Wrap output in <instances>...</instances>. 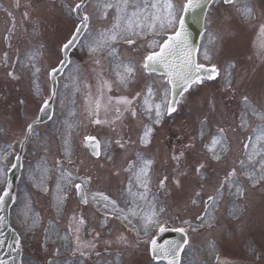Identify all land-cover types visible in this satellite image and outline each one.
Segmentation results:
<instances>
[{"label":"snow or ice","instance_id":"obj_1","mask_svg":"<svg viewBox=\"0 0 264 264\" xmlns=\"http://www.w3.org/2000/svg\"><path fill=\"white\" fill-rule=\"evenodd\" d=\"M89 3L90 0H76L73 4L61 0L60 11L69 18L75 14V18L69 36L52 54L55 59L46 71L51 84L47 96L38 84L44 44L33 45L23 56L17 55L13 70L7 72L13 80L22 78L17 71L28 74L38 115L26 123L19 139L0 148V249L8 247L10 251L5 255L10 257L11 264H28L23 256L25 240L43 226L46 253L49 243L52 245L45 264H116L110 259L113 245L139 247L141 244L150 253L149 264L161 259L167 264H190L182 258V253L187 255L189 231L212 230L217 222L216 212L225 201L230 205L228 215L239 219L244 209L237 201L246 199V185L264 187V93L257 96L255 102L249 95H243L240 122L235 127L217 123L213 131L215 97H200L196 90L220 76L218 65L211 63L219 49L212 38L208 41L211 47H196L187 29L186 17L192 13L193 21L200 23L203 16L211 24L209 14L203 13V9L219 5L228 6L223 13L222 31H228L227 22L235 20L258 27L260 34L264 35V22L258 20L251 0H95L91 13L87 11ZM259 7L264 13V0H259ZM97 24L100 27H96ZM35 35H38L37 31H34ZM9 40L10 36H5V41ZM122 47L133 55L126 58L121 53ZM70 49L83 51L88 56L95 85L89 79L81 80L83 69L69 59ZM201 57L208 63H202ZM3 61L7 67V52L3 54ZM69 66V71L75 70L76 73L69 77L74 95L85 94L84 118L88 124L106 127L111 133H106L103 139L87 134L80 141L81 149L93 159L95 170L82 169L80 164L83 161L77 164L73 133L78 127L80 114L75 109H68L64 118L58 120L53 109V103L61 96L57 90L58 77ZM235 67V63L229 62L225 69L224 92L233 95L232 69ZM68 87L65 83L64 88ZM113 89L120 94L109 95ZM71 103L74 105L75 100ZM60 104V111L64 113L65 99L62 98ZM185 106L197 117L194 124L198 126L194 134L185 133L187 142L172 150L167 157L175 174L171 183L176 189L184 188L180 177L189 180V185L195 183L199 190L193 189L190 204L198 206L203 203L204 207L195 215L194 221L182 219L183 226L171 229L182 235L181 241L162 246L155 234L169 230L166 220H162L170 195L169 176L159 178L156 192H153L156 157L151 146L167 118ZM45 118L56 125L53 137L59 139V144L55 154L38 132V125L43 124ZM252 119L259 121L255 127H252ZM230 130L245 136L241 141L240 155L232 159L229 158L232 152ZM34 138L40 142L44 154L30 166L28 180L39 193L49 196L53 215L46 224L30 196L18 201L13 195L14 181L9 176L12 170L24 167L16 145L24 150ZM197 143L201 145L199 150ZM193 153L196 163L191 166L192 179H189L188 172L181 171V166ZM121 159L122 164L118 163ZM214 165L220 166L223 175L221 177L218 171L213 183L208 169L216 171ZM105 169L107 179L119 178L121 174L125 176L115 196L97 187L105 179L101 175ZM207 186L212 191L204 199ZM73 198L75 207L69 208L68 202ZM13 213L23 234L12 227ZM97 217L100 230L94 226ZM113 223H118L123 231L112 239H103L104 229L112 237L114 230L109 225ZM5 227L14 233L13 243H7L3 232ZM129 233L135 236L134 242L129 241ZM208 247L214 250L215 241H209ZM252 251L255 254V250ZM12 252L16 255L12 256ZM0 264L10 262L0 257Z\"/></svg>","mask_w":264,"mask_h":264},{"label":"rangeland","instance_id":"obj_2","mask_svg":"<svg viewBox=\"0 0 264 264\" xmlns=\"http://www.w3.org/2000/svg\"><path fill=\"white\" fill-rule=\"evenodd\" d=\"M4 1V0H2ZM26 5H29V22L35 24V28L40 29V35H38L33 45L44 44V51H49L48 54H44L40 66L42 68L39 74L38 84L42 89L45 96L50 91L49 79L46 75V71L49 70V65L53 62L55 57L52 55L58 51L59 45L69 36V31L73 27L72 18H69L66 13L60 11L61 0H22ZM65 3L73 4L76 0H64ZM95 0H90L87 11L91 13L93 11L92 5ZM253 5L257 4L259 7V0H251ZM16 5L12 3L10 6L0 5V26H11L12 23H18L20 21L18 16V9ZM219 5L212 7L209 13V19L212 20L211 24L206 27V32L201 42L202 45L211 47L208 44L210 38L213 39L216 47L219 49L218 53L214 54L211 63L217 64L220 69V76L214 81H207L206 86L196 90V95L200 97L208 96L209 98L215 97L216 112L213 116L212 130H215L217 123L235 127L239 122L241 114V97L243 95H249L250 99L255 102L257 96L264 93V48L260 51L253 47L252 43L260 46L261 42H264L260 36H263L259 32L258 27L249 26L246 24L237 23L235 20L229 21L228 31H222L221 28L224 24V16ZM218 9V10H217ZM227 9V8H226ZM260 13L261 9L259 7ZM259 21L264 22V15L258 14ZM216 18V20H215ZM53 27V28H52ZM96 27H100L99 24ZM52 29L55 33L52 34ZM62 30V32H61ZM27 31L32 34L29 40L33 41L34 31L31 25L28 26ZM219 39H215L216 37ZM52 37V38H51ZM52 39L54 43L51 44ZM261 41V42H260ZM1 45V43H0ZM23 50L20 52V56L30 49L32 42L24 43L20 42ZM263 50V51H262ZM121 53L127 58L132 56L125 47L121 48ZM12 49L10 51V57ZM2 53L0 52V60ZM12 59L8 60V67L0 69V148L8 144L14 143L19 139L27 122L36 118L37 101L32 96L33 85L29 80L27 73H20V80H13L7 76V72L13 70ZM202 63H208L203 61ZM229 62L235 63L236 67L232 69L234 92L225 93V69ZM82 69L81 80H91L89 65L91 61L84 53V61L76 62ZM71 69V67L69 68ZM66 70L65 74L61 78L58 92L61 96H58L55 100V115L58 120L63 119L67 114L68 109H75L80 114L79 123L76 131L73 133V144L76 147L77 164H80L82 169L93 168L94 161L89 158V155L81 149L80 141L84 135L94 134L98 138L103 139L105 134L111 135L109 129L99 128L88 124L84 118L83 104L84 94L83 92L75 93L73 82L69 78L75 76V70ZM69 85L68 89L64 88V84ZM83 85H81L82 87ZM111 95H119L120 93L113 89ZM65 99V112L61 113L60 100ZM75 100V104L71 103ZM23 101V103H21ZM33 105V106H32ZM36 109V110H35ZM207 112V108H205ZM197 117L185 106L182 110H179L171 119L167 118V122L162 126L161 130L156 134V139L151 146L152 153L156 157L155 171L153 174L152 190L156 192V185L159 178L164 175L169 176L168 191L170 195L167 198L166 208L167 212L162 217V220H166V224L175 227L183 226L182 219H191L194 221L195 215L202 212L203 203L198 206H192L190 204V197L193 195V189L199 190L195 183L189 185V180L180 177L184 188L176 189L171 183L173 176V165L167 160L168 155L172 150L180 147L183 143H186L188 136L185 133L194 134L195 128L198 126L194 124ZM259 123V121L252 119V127ZM56 125L52 122L46 126L38 127V132L41 137H44L50 148L52 154L57 152V146L59 139L53 137V131ZM251 129H249V132ZM45 133L48 135L45 136ZM78 133V134H77ZM229 137L232 142V152L229 158L232 159L239 156L242 150L241 141L245 139L244 135H241L239 131L232 133L229 131ZM135 138V137H134ZM201 148V145L197 143V150ZM16 151L19 152V145H16ZM23 157V170L21 178L17 185L16 197L18 201H23L27 197H31L32 203L35 209L42 215L45 224L52 217L53 213L49 206V196L39 193L32 182L28 180V171L30 166L36 164V161L44 154L39 141H35L29 144L25 149ZM51 161V157H49ZM100 162H103L101 160ZM123 163V159L118 160V163ZM196 163V157L193 153L186 158L185 164L181 166V171H187L189 179H192L191 166ZM216 171L213 168H209L208 172L211 174L214 183L217 178V172L220 166L214 165ZM101 175L105 177L103 182L97 184V187H103V190L110 191L113 196L116 195V189L120 185V182L124 180L123 177L107 179V169L101 172ZM219 175L222 177L223 172L219 171ZM51 187V185H49ZM248 188L246 199L237 201L244 211L239 219H233L228 215L229 203H225L216 212L217 222L216 226L212 230H200L198 232L189 231V245L187 246V255H184L183 259L190 261V264H203L212 260L214 256L219 255V262L227 261L228 264H264V258L257 259V256L264 254V187L257 186L256 188ZM210 186L205 188L204 199L207 198L208 193H211ZM68 207H75V199L68 202ZM13 225L15 228H20L19 223L16 221L15 214L13 213ZM97 230L99 229V217H97L96 224L94 225ZM109 227L113 228L112 237L107 234V229L102 232L103 239H112L119 231H123L122 227L118 226V223L110 224ZM158 232H156L157 234ZM155 234V235H156ZM129 241L134 242L135 236L128 234ZM30 241L31 248L28 247L27 242ZM32 241V242H31ZM209 241H215V248L210 249L208 247ZM44 245V231L43 226L36 231L34 236H28L25 240V258L28 264H45L48 259V253L51 252L52 245H48V253H46ZM102 246V245H101ZM126 248V249H125ZM124 249V250H123ZM43 250V252L41 251ZM255 250V254L253 251ZM119 252L124 254L121 256ZM116 264H149V256L146 248L143 244L139 247H124L113 245L111 249V257ZM151 264H154L151 261Z\"/></svg>","mask_w":264,"mask_h":264},{"label":"water","instance_id":"obj_3","mask_svg":"<svg viewBox=\"0 0 264 264\" xmlns=\"http://www.w3.org/2000/svg\"><path fill=\"white\" fill-rule=\"evenodd\" d=\"M204 10H205V8L203 9V13H205ZM188 15H192V17H193L192 13H189ZM188 15H187V17H188ZM187 17H186L187 29H188V31H189V33L191 35V40H192L193 44L197 47L198 46L197 45L198 44V39L200 37V34L203 31V16L201 18V22L200 23L194 22L193 18L187 19ZM18 171H19V168L15 169L13 171V179H15V177L17 176ZM8 230H9V228H8ZM4 237H5L6 241H7V243H9V244L12 243L10 237L7 234H4ZM181 240H182V238L180 239V241ZM9 251L10 250L8 249L7 246H5L3 249H0V257H3L4 259L9 260V262L11 264L10 257L8 255H5L6 253H9ZM11 255L13 256V255H16V254L14 252H12Z\"/></svg>","mask_w":264,"mask_h":264}]
</instances>
